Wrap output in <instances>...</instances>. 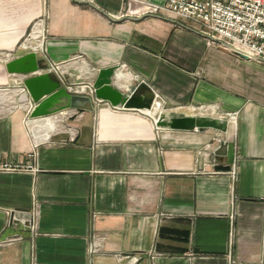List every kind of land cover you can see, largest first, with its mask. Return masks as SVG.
<instances>
[{"label":"crops","instance_id":"obj_1","mask_svg":"<svg viewBox=\"0 0 264 264\" xmlns=\"http://www.w3.org/2000/svg\"><path fill=\"white\" fill-rule=\"evenodd\" d=\"M134 7L0 0V50L48 13V53L71 82L113 67L124 91L146 82L158 110L228 129L162 127L96 98L32 117L24 75L0 63V86L12 87L0 90V159L37 168L0 171V238L17 237L0 245V264H264V60L212 43L189 19L127 14Z\"/></svg>","mask_w":264,"mask_h":264},{"label":"built area","instance_id":"obj_2","mask_svg":"<svg viewBox=\"0 0 264 264\" xmlns=\"http://www.w3.org/2000/svg\"><path fill=\"white\" fill-rule=\"evenodd\" d=\"M137 7L130 10L127 14L145 15L165 11L176 17H183L195 23L199 29L206 34L208 40L212 43L219 42L221 45L230 49L228 44L240 48L252 58L264 60V0H165L164 3H154L146 0H136ZM47 29L45 28L44 18L37 20L27 36L11 50H0V61L5 63L19 55L21 51H35L41 54L47 60V67L30 74H23L24 77L40 72H50L56 75L57 79L64 84L70 91L86 94L94 97V81L81 80L71 82L69 80L70 71L65 68L64 60H54L49 56L48 45L45 40ZM231 50V49H230ZM80 56V55H79ZM126 66V63H122ZM6 90L8 87H0ZM22 93L27 95V89L23 83L21 85ZM17 101L15 105H18ZM230 117H235V113L229 112ZM71 129V128H69ZM72 133V132H71ZM219 144L212 148L213 153L227 142L226 139L218 138ZM210 146L211 143H208ZM237 164H233L231 170L232 177L236 175ZM37 169L33 164L22 165L0 159V171ZM17 221L26 224L27 218L23 215H15ZM32 228L35 225L29 222ZM17 237L7 239L0 238V245L5 241H12Z\"/></svg>","mask_w":264,"mask_h":264},{"label":"water","instance_id":"obj_3","mask_svg":"<svg viewBox=\"0 0 264 264\" xmlns=\"http://www.w3.org/2000/svg\"><path fill=\"white\" fill-rule=\"evenodd\" d=\"M115 18V17H113ZM117 19V18H116ZM229 46L230 49L245 58H252L240 48ZM45 60L35 51L17 54L4 63L9 73L30 74L47 67ZM113 67L100 69L94 80V97L70 91L50 72H40L27 75L23 83L27 89V96L33 103L30 111L32 117H45L65 108H83L91 104L93 99L105 100L114 106L126 109L151 111L158 126L173 129H204L215 128L226 131L228 121L217 116L206 114H187L180 110H158L155 93L144 81L131 85L124 91L116 85V71ZM150 92H147V90Z\"/></svg>","mask_w":264,"mask_h":264},{"label":"rangeland","instance_id":"obj_4","mask_svg":"<svg viewBox=\"0 0 264 264\" xmlns=\"http://www.w3.org/2000/svg\"><path fill=\"white\" fill-rule=\"evenodd\" d=\"M134 8H136V7H134ZM134 8H133V9H134ZM48 16H49L48 13H45L44 15H42V16L38 17L37 19H35V20H34V23H35L37 20H39L40 18H44L45 28L48 29V26H47V25H48ZM34 23H32L30 29H29V30L27 31V33L23 36V38L19 41V43H20V42H21V41L27 36V34H28L29 31L31 30V28H32V26H33ZM47 37H48V34H47ZM48 40H49V37L46 38V40H45V42H46L47 45H48ZM19 43H18V44H19ZM25 52H29V51H25ZM23 53H24V52H23ZM19 55H20V54H19ZM54 60H55V59H54ZM62 61H63V60H62ZM0 63L2 64L3 62L0 61ZM81 80H82V79H81ZM3 86H4V87H8V88H12V87L9 86V85H2V86H0V87H3ZM14 98H15V96L12 97V99H14ZM66 109H68V108H65V109H62V110H66ZM160 110H164V111H166V112H167V111H170V109H165V108H164V109H163V108H160ZM66 111L68 112V110H66ZM67 112H66V113H67ZM65 115H66V114H64V116H65ZM68 116L70 117V116H72V115H68ZM67 126H68V128H69V127L72 128V126H70V125H67ZM14 221L17 222V219H16L15 217H14ZM18 221H19V220H18ZM11 237H16V236H11Z\"/></svg>","mask_w":264,"mask_h":264},{"label":"bare ground","instance_id":"obj_5","mask_svg":"<svg viewBox=\"0 0 264 264\" xmlns=\"http://www.w3.org/2000/svg\"><path fill=\"white\" fill-rule=\"evenodd\" d=\"M116 72V71H115ZM123 77H125V75L123 74V73H120V75H119V73H118V78H123ZM1 90V89H0ZM2 91H5V92H8V91H6V90H2ZM65 111H63V113H64ZM147 112H149V113H151L152 114V112L151 111H147ZM60 115H61V113H60ZM156 118V117H155ZM157 119V118H156ZM52 126V125H51ZM45 129H46V132L48 133L49 131H50V129H52V127H50V126H46L45 127Z\"/></svg>","mask_w":264,"mask_h":264}]
</instances>
